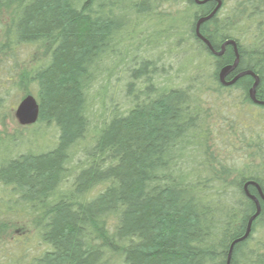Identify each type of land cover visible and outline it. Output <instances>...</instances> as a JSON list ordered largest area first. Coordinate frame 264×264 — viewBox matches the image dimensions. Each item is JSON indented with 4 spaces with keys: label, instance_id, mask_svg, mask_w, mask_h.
Instances as JSON below:
<instances>
[{
    "label": "trees",
    "instance_id": "16d2710c",
    "mask_svg": "<svg viewBox=\"0 0 264 264\" xmlns=\"http://www.w3.org/2000/svg\"><path fill=\"white\" fill-rule=\"evenodd\" d=\"M219 1L199 33L216 52L236 43L229 81L252 72L264 102V0ZM215 7L0 0V127L31 96L38 106L31 128L56 134L35 151L30 126L17 122L26 136L0 132V234L14 227L13 239L0 237V264H227L255 213L246 194L260 214L229 264H264V241L251 244L264 232V202L254 186L244 189L252 182L264 197V106L248 97L252 77L219 82L233 49L216 57L195 36L196 22ZM165 38L199 62L193 76L206 79L203 97L183 72L148 59ZM229 101L254 124L227 118ZM218 107L227 129L217 142L205 113ZM216 143L243 151L248 170L227 166Z\"/></svg>",
    "mask_w": 264,
    "mask_h": 264
},
{
    "label": "rangeland",
    "instance_id": "374dc122",
    "mask_svg": "<svg viewBox=\"0 0 264 264\" xmlns=\"http://www.w3.org/2000/svg\"><path fill=\"white\" fill-rule=\"evenodd\" d=\"M175 42L172 38L167 39L165 38L162 41V44L159 45L157 47V49L155 51H150L149 53H147V55H149L148 59H156V58H161V63H163L165 66L171 64L172 68L175 69V71L177 72H183V77L185 76V83L186 85L189 83L188 82H192L189 86L194 87V89H199V94L201 95V97H203V93H205V81L206 79H204L203 77L199 78L196 74H194V67H197L199 62L196 59H192L193 57H191L189 54H187L185 51L181 50V46H175ZM178 45H181L178 44ZM183 67L185 69V72L182 71ZM186 73L188 75V77L186 76ZM198 80H200V83H197ZM179 81V80H178ZM184 83L183 85H180L182 87H184ZM207 96V95H206ZM235 105H238V102H232L229 101L227 102V109H226V117L227 118H231L234 117L235 119H238V121H243L244 125H252L254 124V120L252 118L251 115H248L247 110L245 109H241L240 111H238L235 108ZM16 106V105H15ZM210 112V113H209ZM206 112L205 113V122L206 125L208 126V128L211 130L213 137L215 138L214 140L218 142V139L220 140V137L223 134H220V132L222 130H225L227 128L221 126L223 124V118L222 116L219 114L220 113V107L218 108H214L213 110ZM207 114V116H206ZM6 128H2L0 127V132H3V130H5L4 132H6L8 135H12L13 132L15 130H22L24 136H26L27 134L25 133V129L20 128V126L18 125L16 118L13 114V111L10 114V117L6 118L4 120ZM30 128L29 129V141H31L29 143V145H36V147L33 148V150L35 151H41V150H45L47 147L52 146L53 144V139L55 138V132L52 128H43L42 126H35L34 128ZM38 133V137L37 136H33L31 135L32 133ZM231 146L234 144H230ZM237 145V144H235ZM239 146V145H238ZM214 147H217L218 150H214L216 155H220V157H224L226 159V165L231 167V168H236L235 170L237 171H247L248 170V164L247 161L245 160L246 156L243 155V151H240L239 148L236 146L234 147H228L227 145L224 144H219L216 143L214 145ZM214 154V155H215ZM250 169H253V166L250 167ZM236 175L237 173L234 172ZM233 179V176H231V178L229 179L230 181ZM27 227V233L26 235H28L30 238H32L31 234V223L30 221L26 222ZM11 229V230H10ZM13 231H14V227L13 224L12 226L10 224H8V226L6 228H4L0 234L1 237V241H8V239L12 238L13 235ZM17 237H21L19 234L17 235ZM251 244H257L259 241H264V232L263 231H258L256 233H254L252 235V240H251Z\"/></svg>",
    "mask_w": 264,
    "mask_h": 264
},
{
    "label": "water",
    "instance_id": "95a60500",
    "mask_svg": "<svg viewBox=\"0 0 264 264\" xmlns=\"http://www.w3.org/2000/svg\"><path fill=\"white\" fill-rule=\"evenodd\" d=\"M206 1H215L216 2V7L214 8V10L212 11V13H210L208 16H205L203 18H200L196 24H195V36L202 42L204 43L208 49L211 51V53L216 56V57H220L224 50L225 47H231L233 49L234 52V62L232 65L223 67L220 72H219V82L223 85V86H232L239 78L243 77V76H250L253 78V84L251 86V88L248 91V97L250 99L251 102H253L255 105H259V106H264V102H260L257 101L255 98V89L259 83V80L257 78V76H255L252 72L246 71V72H242L240 74H238L233 80L229 81V82H225V78H227L233 71L234 69L237 67L238 62H239V57L237 54V46L236 43L233 40H227L226 42H224L221 47H220V51L216 52L213 50V48L210 46L209 42L200 35L199 33V29L200 26L209 21L218 11V9L221 6V2L219 0H206ZM206 1H198V0H194V2L197 5H203L204 3H206ZM17 122L21 125V126H30L36 123L37 119H38V106L36 104V101L31 97V96H27L26 98H24L19 105L17 106L16 110H15V114H14ZM248 186H254L258 193H259V197L260 199L264 202V197L262 196L258 186L252 182L246 183L244 185V189H246ZM247 197H249L253 203H254V207H255V213L248 219L247 221V225H246V229L245 232L243 234V236L237 240H235L230 248H229V253H228V259H227V264H229V260H230V255H231V250L233 245L242 242L244 240H246L251 232V227H252V223L254 222V220L259 216L260 214V206H259V202L256 198L249 196L247 194Z\"/></svg>",
    "mask_w": 264,
    "mask_h": 264
},
{
    "label": "flooded vegetation",
    "instance_id": "af4514ba",
    "mask_svg": "<svg viewBox=\"0 0 264 264\" xmlns=\"http://www.w3.org/2000/svg\"><path fill=\"white\" fill-rule=\"evenodd\" d=\"M231 79V76H229V77H227V78H225V82H228L229 80ZM230 87H232V86H230ZM245 194H246V191H245ZM246 196H247V194H246ZM258 196H259V194H258ZM260 198V197H259ZM248 199H250L249 197H248ZM251 200V199H250ZM260 200V199H259ZM252 201V200H251ZM260 201H262V200H260Z\"/></svg>",
    "mask_w": 264,
    "mask_h": 264
}]
</instances>
